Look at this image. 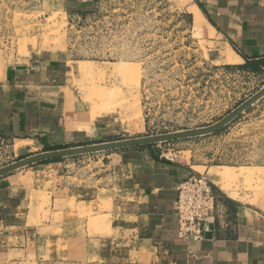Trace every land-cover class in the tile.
I'll use <instances>...</instances> for the list:
<instances>
[{
    "label": "crops",
    "instance_id": "crops-1",
    "mask_svg": "<svg viewBox=\"0 0 264 264\" xmlns=\"http://www.w3.org/2000/svg\"><path fill=\"white\" fill-rule=\"evenodd\" d=\"M92 2L66 0L76 11ZM179 2L200 23L221 65L239 68L245 58H264V0ZM93 68L54 58L1 64L0 140L26 157L118 135L123 124L99 119L106 111H89L77 94L80 77ZM206 170L129 148L106 153L101 163L49 161L1 176L0 264H264V214L215 183L225 224L211 239L178 238L176 186Z\"/></svg>",
    "mask_w": 264,
    "mask_h": 264
},
{
    "label": "rangeland",
    "instance_id": "rangeland-1",
    "mask_svg": "<svg viewBox=\"0 0 264 264\" xmlns=\"http://www.w3.org/2000/svg\"><path fill=\"white\" fill-rule=\"evenodd\" d=\"M199 26L179 0H93L82 11L66 0H0V65L54 58L94 67L80 77L77 94L89 111H106L99 119L125 128L92 145L197 130L216 124L264 88V71L218 63ZM135 148L206 168L202 175L213 187L223 183L246 207L264 214L259 206L264 202V97L212 134ZM110 152L60 160L101 163ZM26 157L17 155L12 142L0 140V169ZM214 171L225 173V181L218 182Z\"/></svg>",
    "mask_w": 264,
    "mask_h": 264
},
{
    "label": "built area",
    "instance_id": "built-area-1",
    "mask_svg": "<svg viewBox=\"0 0 264 264\" xmlns=\"http://www.w3.org/2000/svg\"><path fill=\"white\" fill-rule=\"evenodd\" d=\"M174 214L177 236L182 241L205 239L210 231L225 224V211L220 196L203 175H191L176 186Z\"/></svg>",
    "mask_w": 264,
    "mask_h": 264
},
{
    "label": "water",
    "instance_id": "water-1",
    "mask_svg": "<svg viewBox=\"0 0 264 264\" xmlns=\"http://www.w3.org/2000/svg\"><path fill=\"white\" fill-rule=\"evenodd\" d=\"M263 97H264V88L260 90L258 93H256L254 96H252L250 99L245 101L243 104H241L239 107H237L234 111L229 113L226 117L221 119L219 122L209 127L200 128L191 131L172 133V134H164L153 137L135 138L129 140L114 141V142L100 143L95 145L47 151L32 156H28L24 159L19 160L16 163L1 168L0 177L38 163L60 160L64 158H71V157L87 155V154H94L99 152H108L114 150L135 148V147L146 146L155 143L174 141L179 139L212 134L218 131L219 129L223 128L225 125H227L229 122L234 120L238 115H240L242 112L247 110L250 106L255 104ZM212 230L213 227L210 226L211 232L205 235V239H211Z\"/></svg>",
    "mask_w": 264,
    "mask_h": 264
},
{
    "label": "trees",
    "instance_id": "trees-1",
    "mask_svg": "<svg viewBox=\"0 0 264 264\" xmlns=\"http://www.w3.org/2000/svg\"><path fill=\"white\" fill-rule=\"evenodd\" d=\"M261 68H264V58H260V59L245 58V64L239 67V69L241 70L253 72V73L261 72L260 71ZM54 161H59V160H54Z\"/></svg>",
    "mask_w": 264,
    "mask_h": 264
},
{
    "label": "bare ground",
    "instance_id": "bare-ground-1",
    "mask_svg": "<svg viewBox=\"0 0 264 264\" xmlns=\"http://www.w3.org/2000/svg\"><path fill=\"white\" fill-rule=\"evenodd\" d=\"M215 173V172H214ZM227 178V175L225 173H223L221 176H220V181L224 182L225 179ZM224 189L226 191H230L226 186L223 185V183H221V189Z\"/></svg>",
    "mask_w": 264,
    "mask_h": 264
}]
</instances>
